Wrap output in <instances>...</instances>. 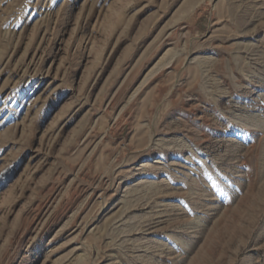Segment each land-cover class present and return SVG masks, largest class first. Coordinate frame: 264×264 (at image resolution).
<instances>
[{
    "label": "rangeland",
    "instance_id": "1",
    "mask_svg": "<svg viewBox=\"0 0 264 264\" xmlns=\"http://www.w3.org/2000/svg\"><path fill=\"white\" fill-rule=\"evenodd\" d=\"M0 264H264V0H0Z\"/></svg>",
    "mask_w": 264,
    "mask_h": 264
},
{
    "label": "bare ground",
    "instance_id": "2",
    "mask_svg": "<svg viewBox=\"0 0 264 264\" xmlns=\"http://www.w3.org/2000/svg\"><path fill=\"white\" fill-rule=\"evenodd\" d=\"M144 165H146V164H144ZM144 165H142V166H144Z\"/></svg>",
    "mask_w": 264,
    "mask_h": 264
}]
</instances>
